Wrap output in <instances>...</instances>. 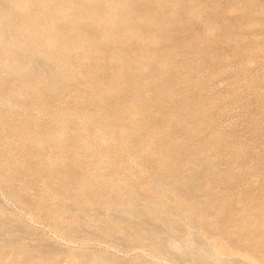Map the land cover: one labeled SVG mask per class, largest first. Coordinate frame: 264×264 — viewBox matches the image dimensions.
I'll return each instance as SVG.
<instances>
[{
	"label": "bare ground",
	"instance_id": "bare-ground-1",
	"mask_svg": "<svg viewBox=\"0 0 264 264\" xmlns=\"http://www.w3.org/2000/svg\"><path fill=\"white\" fill-rule=\"evenodd\" d=\"M211 1L0 0L2 188L20 183L29 212L63 231L140 241L177 260L264 264V184L236 187L250 182L247 158L264 179V154L222 130L223 97L199 73L204 60L232 68L240 35H221L234 40L230 57L211 55L212 39L227 14H263L264 0ZM246 73L232 74L229 104L245 103ZM256 90L264 84L247 97ZM263 118L248 117L253 127ZM30 231L0 207V264H62L59 253L68 264H127L57 250Z\"/></svg>",
	"mask_w": 264,
	"mask_h": 264
},
{
	"label": "rangeland",
	"instance_id": "rangeland-1",
	"mask_svg": "<svg viewBox=\"0 0 264 264\" xmlns=\"http://www.w3.org/2000/svg\"><path fill=\"white\" fill-rule=\"evenodd\" d=\"M211 2H216L215 4L218 5L221 4L223 7H229L231 4V0H212ZM220 8L221 10L223 9L222 7ZM243 13L244 10L240 9L231 14H227V20L223 19L221 29L217 32V36L213 37L211 43V55L230 57L229 54L232 52L234 40L231 38H222L221 35L226 34L228 31L240 35L238 38L239 40H237V48H240L242 53L236 56L238 58H235L232 68L227 67L216 72V67L207 64L204 60L199 64V66L201 65L199 73L200 75L209 77L214 92L223 97V103L226 105V112L223 113V118L221 120L222 130L224 132L236 130L235 133H237V135H242L247 142L257 147L261 154H264V118L258 122L256 127H253L248 119L250 114H253L255 111H259L264 115V91L256 90L250 97H247V93L245 92L249 84L254 85V87H259V85L264 84V13L258 14L255 11L250 12L249 15H244ZM217 15L218 17L223 16L221 13ZM233 20L239 22L237 26H234L232 29L224 27ZM194 29V31L197 32L200 30V27L195 25ZM182 34L183 36L181 37H187L190 33ZM252 44H255L256 49L251 48L253 47ZM244 56L245 60L241 61ZM243 69L247 71V78L240 83L241 87L239 91L245 97L246 101L245 103L231 105L227 101L233 96L230 94V88L234 82L232 74ZM211 112L215 113L217 110L211 109ZM246 162L249 167H246L244 170L250 173V182L246 183L243 177L238 178L236 187L240 192L247 191L251 188L256 189L264 184L263 176L255 172L256 164H254L252 158H247ZM221 168L223 170L226 169V165L222 163ZM238 169L239 172L244 171L239 166ZM16 170L20 175L21 168L17 167ZM130 177H132V175H130ZM127 183L129 184L130 182L127 181ZM16 184L17 187L8 191L3 189L0 183V207L6 213L12 214L14 217L24 221L33 234L40 236L38 238L42 243H52L56 246L55 248H57V250L70 248L72 251L90 250L95 253L113 256L127 264H202L188 258H180L177 260L166 255L161 249L153 248L136 240H131V242L122 244L120 241L109 237L108 234H106L108 236L106 237V235H91L89 232L85 231H76L72 233L71 229L63 231L55 228L51 224L52 220L34 216V214L29 212L26 206L21 203V186L20 183ZM221 187L224 186L222 185ZM221 187H218V189H222ZM206 192L207 190L204 189L196 191L198 198H202ZM29 193L30 195H34L35 190L33 188L29 189ZM139 198V194H136L135 200L139 201ZM139 204L143 203L139 202ZM151 216H153L154 220L155 217L159 216V213L155 212L154 215ZM180 217L178 212H172L166 219L173 221L179 228L183 229L185 224ZM166 219L163 220L165 221ZM56 221L59 224L58 218L54 219L52 222ZM1 235L4 236H2V238L6 237V234ZM57 257L62 264H68L63 253L57 254Z\"/></svg>",
	"mask_w": 264,
	"mask_h": 264
}]
</instances>
